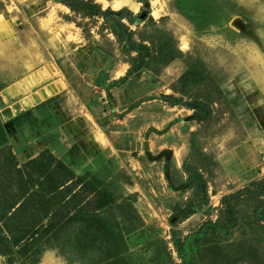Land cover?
<instances>
[{
    "label": "rangeland",
    "instance_id": "374dc122",
    "mask_svg": "<svg viewBox=\"0 0 264 264\" xmlns=\"http://www.w3.org/2000/svg\"><path fill=\"white\" fill-rule=\"evenodd\" d=\"M1 128L0 264H264V0H0ZM54 159L100 221L19 239Z\"/></svg>",
    "mask_w": 264,
    "mask_h": 264
},
{
    "label": "trees",
    "instance_id": "16d2710c",
    "mask_svg": "<svg viewBox=\"0 0 264 264\" xmlns=\"http://www.w3.org/2000/svg\"><path fill=\"white\" fill-rule=\"evenodd\" d=\"M0 134L2 136V141H3L4 132L2 131V128L0 130ZM53 162L55 163V167H57L58 169H61L63 172H55L52 170H51L52 172H46L45 174L41 175V179L42 178L44 179L40 183L45 182L44 184L50 185L51 187H55L57 188L56 190H54L53 192L49 191L47 193L46 192L47 190L43 189L41 193L36 192L35 194L28 192L27 197H25V195L18 197L15 202L10 203V204L7 203L5 207L3 208L4 211L2 213L3 215L2 217H6V220H8V222L14 223V226H21V230L19 231V239H23L26 235H30L33 231H34V234H38L40 230L43 229L42 225H44L45 220H47L50 217V214L52 212V209H51L52 206L50 207L48 203L44 202L46 199H48L47 198L48 195H52L53 198L58 197L57 199L61 197L59 200L60 201L62 200V201L58 202V205H56V208L54 209V212L56 213V215L63 214V217H64V218L62 217L63 223L60 222V225L62 224L65 225L69 221L71 220L73 221L76 218L80 220L82 219L88 222L91 218L98 217L92 214H88V213H91L90 210L88 209V205H90L91 203L90 201H92L91 196L92 195L96 196L98 191H94L92 189L86 190L87 188L85 189V185L84 187L82 186L83 189L81 192L72 191L71 188L68 187V183L74 179L73 173L71 172V170H68L66 168L67 166H65L62 162L56 159H54L51 162V168H55L53 167ZM32 163H34V161H32ZM18 172H21V171L19 170ZM84 193L86 194L85 197L83 196ZM34 195H37L39 198H41L43 200V203L40 206H38V204L33 205L34 206V209H33V207L29 205L28 203L29 201L32 200ZM23 199L24 201L22 202ZM59 204H61L60 207H59ZM71 206L73 208H71ZM93 208L95 210H98L96 207H93ZM12 210L13 212L12 214H10ZM72 210H74V212L71 214L70 212H72ZM85 216H87V218L90 217V219L86 220V218H84ZM50 219L51 218H49V220ZM97 219L100 221L99 218ZM8 222L6 224H8ZM258 225L260 226L262 224H258ZM47 226H48V229L45 230V233L50 231L54 225L52 224V222L51 223L49 222V225ZM61 228H63V226H60V229ZM1 239H3V241H1ZM4 240H6L5 237H2V238L0 237V245H3V249L5 246L7 247V245L4 243ZM0 248H2V246H0Z\"/></svg>",
    "mask_w": 264,
    "mask_h": 264
},
{
    "label": "bare ground",
    "instance_id": "6f19581e",
    "mask_svg": "<svg viewBox=\"0 0 264 264\" xmlns=\"http://www.w3.org/2000/svg\"><path fill=\"white\" fill-rule=\"evenodd\" d=\"M128 1V0H127ZM117 3V2H116ZM125 4V3H124ZM48 71L47 69H42L39 73L36 74L34 80L38 81L44 78V76H48ZM31 79L28 77L25 78V81H27L29 83ZM57 81V82H56ZM55 82H53L52 84L46 85L44 87H42L41 89L38 90V94L41 97V100H44L52 95H54L55 93H57L60 89H62L64 87L63 81L62 80H56ZM34 84V83H32ZM30 83V86L32 85ZM102 142L105 143V140L102 139Z\"/></svg>",
    "mask_w": 264,
    "mask_h": 264
},
{
    "label": "crops",
    "instance_id": "0c3cea01",
    "mask_svg": "<svg viewBox=\"0 0 264 264\" xmlns=\"http://www.w3.org/2000/svg\"><path fill=\"white\" fill-rule=\"evenodd\" d=\"M40 101H42V100H40ZM40 101H38V102H40ZM59 142L58 141V139H55V141H54V146H53V143H52V146L56 149V150H58L57 152H60L61 151V148H60V146H58L57 144H55V142ZM99 141V140H98ZM50 142H53V139L50 141ZM100 142V141H99ZM89 142H85V141H83V144L82 145H87ZM55 145H57V146H55ZM104 146V145H103ZM62 152V151H61ZM60 152V153H61Z\"/></svg>",
    "mask_w": 264,
    "mask_h": 264
},
{
    "label": "water",
    "instance_id": "95a60500",
    "mask_svg": "<svg viewBox=\"0 0 264 264\" xmlns=\"http://www.w3.org/2000/svg\"><path fill=\"white\" fill-rule=\"evenodd\" d=\"M239 27H243V24L241 22H238Z\"/></svg>",
    "mask_w": 264,
    "mask_h": 264
}]
</instances>
